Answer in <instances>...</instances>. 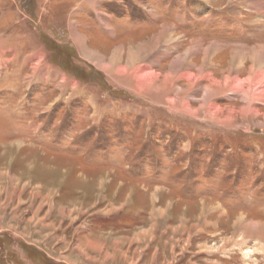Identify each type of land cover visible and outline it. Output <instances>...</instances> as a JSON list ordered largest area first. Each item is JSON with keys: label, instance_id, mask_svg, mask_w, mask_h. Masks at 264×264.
<instances>
[{"label": "rangeland", "instance_id": "rangeland-1", "mask_svg": "<svg viewBox=\"0 0 264 264\" xmlns=\"http://www.w3.org/2000/svg\"><path fill=\"white\" fill-rule=\"evenodd\" d=\"M263 50L264 0H0V264H264Z\"/></svg>", "mask_w": 264, "mask_h": 264}, {"label": "bare ground", "instance_id": "bare-ground-1", "mask_svg": "<svg viewBox=\"0 0 264 264\" xmlns=\"http://www.w3.org/2000/svg\"><path fill=\"white\" fill-rule=\"evenodd\" d=\"M163 31V30H162ZM160 33H162V32H160ZM264 51V50H263ZM262 51V53H261V57H264V52ZM88 53H90L89 51H88ZM257 57V56H256ZM256 57H255V59H256ZM111 59V58H110ZM256 61V60H255ZM109 62V61H108ZM104 63V62H103ZM258 65H260V63H258L257 64V66ZM233 90H234V88H232ZM235 91V90H234ZM205 92V95H204V98L205 99H207L208 97H209V94L206 92V91H204ZM187 108H188V106H187ZM193 110V109H192ZM209 111V110H208ZM209 113V112H208ZM225 122H227V121H225ZM251 223H253V222H251ZM250 226L253 228V230L254 231H259V230H261V232H263L264 231V226H258V225H256V224H250ZM259 227V228H258ZM251 228V229H252Z\"/></svg>", "mask_w": 264, "mask_h": 264}]
</instances>
